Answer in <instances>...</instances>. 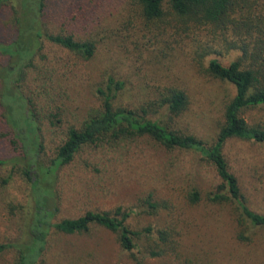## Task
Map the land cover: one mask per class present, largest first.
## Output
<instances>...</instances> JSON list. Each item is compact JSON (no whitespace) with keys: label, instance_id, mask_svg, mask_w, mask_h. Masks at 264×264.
<instances>
[{"label":"rangeland","instance_id":"rangeland-1","mask_svg":"<svg viewBox=\"0 0 264 264\" xmlns=\"http://www.w3.org/2000/svg\"><path fill=\"white\" fill-rule=\"evenodd\" d=\"M46 4L45 32L92 41L95 51L85 59L43 37L28 61L15 57L0 65V158L8 160L0 165V242L25 238L33 204L22 173L23 142L14 137L18 130L13 125L16 120L23 130L26 111L38 126L37 158L47 162L69 127L80 128L102 110L98 89H105L109 76L124 83L116 92L115 106L136 108L167 86L184 89L189 103L182 113L173 116L159 109L147 117L208 144L214 142L223 107L234 93L231 84L212 78L205 68L210 59L228 65L238 50L211 52L200 64L191 57L198 40L202 44L207 40L205 31L186 33L177 22H147L139 14L137 0H47ZM242 116L250 125H264V105L246 108ZM222 151L239 177L248 205L264 213V143L230 138ZM219 182L214 166L200 152L170 150L148 135L86 144L57 172L54 220L121 207L131 212L129 227L151 231L142 233L135 247L126 251L118 233L103 226L73 234L52 229L43 263L264 264V226L248 227L241 240L229 202L188 201L193 188L204 197ZM148 201L158 207L151 208ZM159 230L170 234L166 245L158 241ZM15 256L14 250L1 253L0 264H14Z\"/></svg>","mask_w":264,"mask_h":264},{"label":"trees","instance_id":"trees-1","mask_svg":"<svg viewBox=\"0 0 264 264\" xmlns=\"http://www.w3.org/2000/svg\"><path fill=\"white\" fill-rule=\"evenodd\" d=\"M47 0H0V65L11 58L26 60L37 52L41 38L72 51L85 59L95 51L92 41L77 40L72 34L45 32ZM140 16L147 22L171 25L180 24L181 30L205 31V43L195 44L192 59L200 64L211 52L238 50L240 54L228 65L210 59L205 72L214 79L225 81L234 87V93L225 103L222 120L216 138L208 144L193 134L173 130L147 114L159 109L176 116L188 106L186 91L177 86H167L158 91L150 101L136 108L115 106L116 92L123 88L121 80L109 76L105 89L99 88L102 110L85 120L80 128L69 127L64 140L47 162L37 157L41 150L38 126L29 111L23 115L24 127L14 137L23 142L22 173L30 185L32 206L26 223L25 238L12 242H0V254L7 250L16 252L14 264H44L42 256L47 237L52 229L67 233H86L92 225L103 226L118 233L121 247L131 251L142 233L151 229L135 230L126 223L131 212L117 207L113 212L88 210L82 215L55 221L58 210L55 193L57 172L69 164L79 149L86 144L102 141L118 142L121 139L148 135L170 150L184 149L200 152L213 166L220 179L215 190L201 196L193 188L187 194L193 205L202 199L223 204L229 202L235 209L234 221L237 237L246 239L247 228L264 226V213L253 210L247 203L239 177L231 169L223 154L224 143L230 138H241L264 143V125H250L242 116L243 110L264 105V0H137ZM28 61V60H27ZM4 65V64H3ZM24 64H22L23 67ZM8 69V68H7ZM9 70V69H8ZM18 98L23 99L22 95ZM25 131V132H23ZM27 138L28 141H24ZM15 160V159H13ZM16 161V160H15ZM7 159L0 158V165ZM16 163H18L16 161ZM9 177L3 178L6 183ZM151 208L158 204L148 201ZM158 241L167 244L169 233L159 230ZM156 254V252H151Z\"/></svg>","mask_w":264,"mask_h":264}]
</instances>
